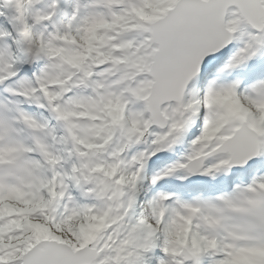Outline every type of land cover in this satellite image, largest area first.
Masks as SVG:
<instances>
[{"label": "snow or ice", "instance_id": "6c2138e0", "mask_svg": "<svg viewBox=\"0 0 264 264\" xmlns=\"http://www.w3.org/2000/svg\"><path fill=\"white\" fill-rule=\"evenodd\" d=\"M0 264H264V0H0Z\"/></svg>", "mask_w": 264, "mask_h": 264}]
</instances>
